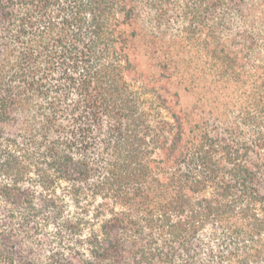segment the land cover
Returning a JSON list of instances; mask_svg holds the SVG:
<instances>
[{"label": "trees", "instance_id": "obj_1", "mask_svg": "<svg viewBox=\"0 0 264 264\" xmlns=\"http://www.w3.org/2000/svg\"><path fill=\"white\" fill-rule=\"evenodd\" d=\"M0 264H264V0H0Z\"/></svg>", "mask_w": 264, "mask_h": 264}]
</instances>
